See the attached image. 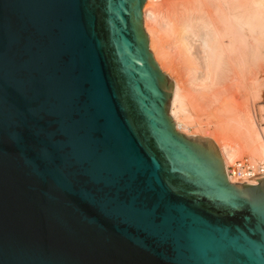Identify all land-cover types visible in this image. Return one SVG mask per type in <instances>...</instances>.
<instances>
[{"label": "water", "instance_id": "1", "mask_svg": "<svg viewBox=\"0 0 264 264\" xmlns=\"http://www.w3.org/2000/svg\"><path fill=\"white\" fill-rule=\"evenodd\" d=\"M146 1L0 0V264H264V175L176 130Z\"/></svg>", "mask_w": 264, "mask_h": 264}, {"label": "bare ground", "instance_id": "2", "mask_svg": "<svg viewBox=\"0 0 264 264\" xmlns=\"http://www.w3.org/2000/svg\"><path fill=\"white\" fill-rule=\"evenodd\" d=\"M159 2L146 1L143 26L156 63L173 83L169 115L176 130L194 132L210 140L218 149L232 184L259 180L260 177L252 180L229 177L228 173L229 167L244 154L250 155L247 159L252 165L264 166V127L258 124L257 115L249 107L250 101L262 102L264 98V77L252 69V64L258 66L264 61V0H181L167 11L157 9ZM173 35L178 36L177 45L167 41ZM173 57L188 66L194 93H217L220 90L215 89L223 81L233 83L234 77L237 79L239 98L229 95L222 103L224 111L234 113L235 125L233 122L218 125L220 133H216L191 114L186 104L189 91ZM247 72H252L250 83H246ZM217 97L220 96L212 98Z\"/></svg>", "mask_w": 264, "mask_h": 264}, {"label": "rangeland", "instance_id": "3", "mask_svg": "<svg viewBox=\"0 0 264 264\" xmlns=\"http://www.w3.org/2000/svg\"><path fill=\"white\" fill-rule=\"evenodd\" d=\"M180 2L181 0H160L159 2L160 4L159 3H158L159 5L157 4V7H158L157 9L158 10L161 9L162 11H167L168 8L172 7V5L174 4L178 5ZM177 37H178L177 35L169 36L167 38V41L170 44L177 45V41H178ZM172 52L176 53L175 51H172ZM173 58H174L175 64L178 65L179 68L181 69V72H183V83L189 91V93L186 94L187 95L186 104L187 106H189V110L191 114L197 117L201 123L203 122L202 124L207 125V127L205 126L206 128H210L211 131L216 132V133H220V131H217L216 129L218 125H223V124L225 125L229 123L231 124V122H233L232 124L235 125L236 122L232 121L234 113L233 112L228 113L224 111L222 103L224 100H226L228 97L232 95H236L237 97L235 96V98L237 99L239 98L240 95H239V91L237 88V79L234 77L233 83L230 80L223 81L219 85L221 88L218 86H217L218 88L216 87L217 88V90L215 89L216 92L220 90L217 93H214V91L208 92V93L207 92L202 93L206 96L200 93L197 94L193 92V88L191 87V76H189L188 71H187L188 66L184 62H182L179 58L177 57H173ZM253 68L256 69L255 72L259 74V76L264 77V61H261L258 64V66H255L254 64H252V69ZM245 78H248L246 83H250L249 80L252 79V72L251 74L248 72L245 73ZM213 96H220V97H217L216 99H214L212 98ZM263 106H264V98L262 102L260 101L251 102L250 101L249 103L251 113L255 112V115H257L256 118H257L258 124L264 127V107ZM252 107L254 110L251 109ZM181 118L184 119V116ZM181 133L183 132L181 131ZM183 134L187 136H199V135H196L194 132L193 133L184 132ZM249 156H250L249 154H244L241 156L239 160L249 158Z\"/></svg>", "mask_w": 264, "mask_h": 264}, {"label": "built area", "instance_id": "4", "mask_svg": "<svg viewBox=\"0 0 264 264\" xmlns=\"http://www.w3.org/2000/svg\"><path fill=\"white\" fill-rule=\"evenodd\" d=\"M229 177L245 178V180L257 179L259 175H264L263 165H252L247 158L238 160L229 167ZM254 177V178H253Z\"/></svg>", "mask_w": 264, "mask_h": 264}]
</instances>
